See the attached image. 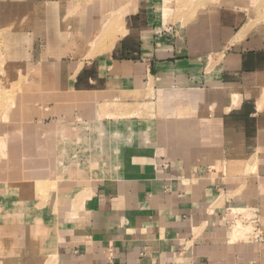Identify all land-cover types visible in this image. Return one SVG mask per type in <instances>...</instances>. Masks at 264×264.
Instances as JSON below:
<instances>
[{
  "label": "crops",
  "instance_id": "0c3cea01",
  "mask_svg": "<svg viewBox=\"0 0 264 264\" xmlns=\"http://www.w3.org/2000/svg\"><path fill=\"white\" fill-rule=\"evenodd\" d=\"M129 15L127 32L105 57L85 61L69 89L129 106L103 116L86 105L59 124L87 161L81 169L77 150L75 160L60 150L56 160L71 162L62 177L91 178L82 191L69 182L61 192L62 202L82 194L89 214L61 218L74 229L70 239L83 242L71 257L264 264V238L230 224L238 213L256 214L264 236V35H244V14L232 8L211 7L176 26L150 15L149 1Z\"/></svg>",
  "mask_w": 264,
  "mask_h": 264
},
{
  "label": "rangeland",
  "instance_id": "374dc122",
  "mask_svg": "<svg viewBox=\"0 0 264 264\" xmlns=\"http://www.w3.org/2000/svg\"><path fill=\"white\" fill-rule=\"evenodd\" d=\"M148 1L150 15L163 14L170 26L211 7L232 8L244 14V35L250 30L264 35V0H0V225L14 231L28 227L36 239V252L7 256L0 251V264H80L76 249L83 242L70 239L74 229L65 223L88 219V210L81 206L82 194L62 202L61 192L69 182L82 191L91 178L58 176L60 150L74 160L77 150L81 169L87 163L85 150L68 144L69 129L60 130L59 124L76 121L86 105H95L103 116L123 110L119 107L126 103L118 99L95 103L100 96H75L69 89L73 74L85 61L109 54L127 32L129 14ZM85 98L90 101L84 103ZM35 177L49 183L32 197L16 181ZM66 202L69 207L61 208Z\"/></svg>",
  "mask_w": 264,
  "mask_h": 264
},
{
  "label": "bare ground",
  "instance_id": "6f19581e",
  "mask_svg": "<svg viewBox=\"0 0 264 264\" xmlns=\"http://www.w3.org/2000/svg\"><path fill=\"white\" fill-rule=\"evenodd\" d=\"M111 34H113V31H111ZM107 41L109 42L110 40L108 39ZM67 165L71 167V162L65 163L63 160L58 159L57 173H59V177H62V174L64 172L68 174L71 172L70 170L69 172H67ZM16 182L24 186V191H26L29 196H36L39 191L44 192L46 189H48L47 185L49 183L47 180H42L38 177L26 178L24 180ZM0 251L3 255L7 256L22 255L24 253H34L36 252V239L31 237L28 227H24L18 231H14V229L4 230L0 225Z\"/></svg>",
  "mask_w": 264,
  "mask_h": 264
},
{
  "label": "built area",
  "instance_id": "2783aa9c",
  "mask_svg": "<svg viewBox=\"0 0 264 264\" xmlns=\"http://www.w3.org/2000/svg\"><path fill=\"white\" fill-rule=\"evenodd\" d=\"M260 223V218L256 214L248 215L247 213H238L230 221L231 226L239 224L248 227L251 231L249 237L256 240L264 238Z\"/></svg>",
  "mask_w": 264,
  "mask_h": 264
}]
</instances>
